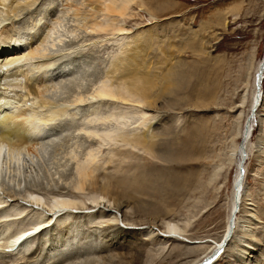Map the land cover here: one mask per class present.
Masks as SVG:
<instances>
[{
	"label": "rangeland",
	"instance_id": "1",
	"mask_svg": "<svg viewBox=\"0 0 264 264\" xmlns=\"http://www.w3.org/2000/svg\"><path fill=\"white\" fill-rule=\"evenodd\" d=\"M136 1L142 2L144 9L133 3L126 17L108 16L107 12L97 17L105 25H125L130 31L124 34L112 29L113 25L98 32L90 28L93 18L86 0H41L16 18L13 41L21 40L27 50L42 47L46 55L55 58L52 68L48 67L54 68L47 75L51 81L45 78L42 83L49 87L42 89L49 98L68 107V113L49 121L51 124L41 122L46 130L42 139L33 136L36 141L30 151L22 148L15 154L7 146L2 150L0 264H53L60 258L57 264H193L220 241L233 208L239 215L238 227L248 224L246 234L260 243L253 254L255 264L264 262V101L259 116H254L255 112L251 116L254 132L246 140L242 169V191L253 204L255 216L249 219L246 209L240 215L241 206L234 207L239 161V154H235L251 113L258 63L264 59V0ZM78 9L86 11L87 16L78 15ZM48 10L49 16L42 17ZM135 37L147 42L145 62L151 65L148 69L152 74L162 77L169 70L167 59L175 57L172 71L180 73L175 93L151 97L150 105L140 102L137 96L128 102L119 98L93 99L102 84L113 90L121 84L113 78L111 68L121 54L133 48ZM44 70L36 69L32 76L42 78ZM71 76H80L81 81L64 88ZM59 80H64L61 85ZM4 82L0 81V95L6 90L5 95L15 102L18 93H25V77L19 76L10 85ZM114 112L123 113L119 120L125 119V132L113 140L111 133V140L104 144V132L116 123L114 118H108ZM144 132L149 137L159 136L154 138L159 143L156 151L134 144L133 139ZM159 149L161 154L157 155ZM86 162L92 176L99 179L101 188L97 191L93 187L84 191L76 188L79 166ZM156 181L166 187L164 192L151 188ZM105 185L112 186L113 194L127 197L129 206L121 212L113 211L120 225L127 226L123 221L126 213L141 223L158 218L156 225L129 226L135 229L133 236L121 245L108 246L102 231L110 217L100 216L98 208L86 209L93 200H101L99 195L110 199L102 194ZM144 189L157 196H143L140 191ZM30 197H37L40 205L32 204ZM63 200L71 201L73 208L59 209V214H55L56 209L54 214L50 212L54 204ZM101 208H105L104 204ZM52 215L57 216L51 224L36 228L41 223L44 226L43 222ZM165 221L181 226L185 236L179 235L180 240L173 242L163 240L176 237H165ZM25 230L30 232L27 241L10 248L11 237ZM139 236L155 237L154 244H142ZM225 251L223 247L212 262L242 263L231 260Z\"/></svg>",
	"mask_w": 264,
	"mask_h": 264
},
{
	"label": "bare ground",
	"instance_id": "2",
	"mask_svg": "<svg viewBox=\"0 0 264 264\" xmlns=\"http://www.w3.org/2000/svg\"><path fill=\"white\" fill-rule=\"evenodd\" d=\"M40 1L41 0H0V32H2L1 35H3V37L1 36L2 39L0 37V39H1L0 40V81H5L8 83V85H10V84H12V82L17 81L19 76L25 77L24 86L22 85L24 87L23 89L25 90L24 91L25 93L24 94L18 93V98L19 97L20 98L19 99L15 98V102L12 101L14 98L10 97L9 95L8 96L5 95L6 90L4 91V89H5V87L6 88L8 87L7 83H6L7 86L5 85V87H3L4 94L1 92V95H0V156L2 154L3 148L6 146L10 149V151H12L11 153H15V154H17L18 152H21L20 150H22V148H28V150L30 151L35 146L34 144H35L36 140L34 141L33 136H35L36 137L35 139H37V140L42 139V135L44 133V130H46V129H44V127L42 128L41 122H44L46 124L49 121L54 122V120H56L57 118H60V116L64 115L68 110V107H66L65 105L59 104V103L55 102L56 101L55 99H54L55 100L54 101L52 98H49L47 95H45V93L42 89V87H44V86L47 87V85H42V83H45L44 82L45 78L48 79L47 75H50V74H48L49 70L54 69V68L48 69V67H51V65L54 63L55 58L50 57L49 54L46 55L45 51L43 49H41L42 47L41 48H39V47L33 48L31 46V48L29 50H27V49H23V46H22L23 43L20 42L21 40L18 41L16 39V41H13L14 40V38H13L14 24H15L16 18L25 9H29V11H30V8L35 6L36 4L40 3ZM108 1L109 2H105V1L103 2L102 0H86V4H85L86 8H89V11H91V17L93 18L90 21L91 22L90 28H92L93 30H95L97 32L100 30L104 31V30H106V27L108 28V27L113 25V23H112V25L110 24V26H109V24L105 25L104 23L99 22L100 20L97 21V17L100 16L101 13H103V12L104 13L107 12V14H109L108 16H110V14H111V15H115L118 17H122V16L126 17V15H128V11L130 10L131 5L133 3H136L138 5V7L144 9V7H143L144 4L142 2H137L136 0H108ZM43 2H44V0H43ZM48 13H50L49 10L44 12L43 13L44 16H42V17H46V15L49 16ZM86 13H87L86 11H81V9H78V15L87 16ZM151 16L154 17V15H151ZM113 19H117V17L113 18ZM88 23H89V21H88ZM112 29L117 30L121 34L129 33L128 31H130L129 29H127L125 27V25L119 26V27H114V25H113ZM103 31H101V32H103ZM37 32L34 33L33 35H31V37H30L31 40L37 36L36 35ZM140 38L135 37L132 39L131 44L132 43L134 44L133 48L130 50H127L126 53L121 54L114 61L113 68H111V73L113 74V78L116 80V82L121 81L120 83L122 85L118 84V86H117L118 89H117V87L116 88L114 87L115 89L113 90L110 87H107L108 85L105 86V83H104V85L102 84V86L99 89H97L98 90L97 94L95 97L94 96L92 97L93 99L94 98L95 99L96 98H100V99H103V98L104 99L105 98L118 99L119 98V99H122L125 101H127V100L129 101V100H131V98L134 99V97L137 96L139 101L141 100V101H143V103L144 102L146 104L149 103V105H150V103L152 102V101H150L151 97H156V96H160V95H173L175 93L176 88H178L180 85V82L178 79V77H180V75L178 76V74H180V73H178L177 69H174L172 71V64L176 63L175 57H172V55L169 58L167 57L168 58L167 60L170 62L169 70H166V72H163L162 77H159L156 74H152V70L148 69L149 66H151V65L149 64V66H148L147 63L145 62L146 61L145 60V55H146L145 53L148 49V47L146 45L147 42L144 41V38H142V39H140ZM43 40H44V38H43ZM24 41H26V40H24ZM18 50H20V51H18ZM80 55H79V57H80ZM75 56H76V54H75ZM66 60H67V58H66ZM24 66L25 67L29 66V68H27V70H26V69H24L25 68ZM36 69H39V71L42 69L43 70L45 69L44 72L42 73L43 74L42 78L32 76V72L35 71ZM85 76H86V74H85ZM81 77H82V75H81ZM48 80L51 81L50 79H48ZM77 80L81 81L80 76H73L70 80L68 79V84H64L63 87L68 88L70 85L77 83ZM59 81H62V80H59ZM63 81L59 82V84L63 83ZM15 83H13V84H15ZM48 84H51V83H48ZM158 84H160L161 86L159 85L158 91H156L157 93L156 92L154 93L153 90L157 88L156 86ZM112 86H114V85H112ZM1 88L2 87H0V89ZM254 88H255V92H254V97H253V101H252L251 109H250L251 113L249 114L250 116L248 115L249 117L247 119L245 131L242 133L243 134V136H242L243 141L239 145V147L237 148V151L235 154V155L239 154L238 155L239 161L237 163L238 172H237L236 180L234 183V186H235L234 207H236L237 204L240 205L241 206L240 215L243 212V210L246 209V217H248V218L250 217L252 219L255 216L252 213L254 210L251 208V205H253V204L249 203L243 194L244 183H243L242 169L245 167L244 162H245L246 153H247L246 140L254 132V128L252 125L253 121H252L251 116L254 112H255L254 116L255 115H256V117L259 116V113H258L259 107L261 106L262 102L264 101V59L263 58L258 63V67L256 70L255 79H254ZM6 92H8V91H6ZM17 99H18V101L16 102ZM31 100H33L32 104L29 103ZM134 101H135V99H134ZM14 103L16 104V107L14 106ZM17 104H19V107H17ZM20 104L21 105L23 104L22 107ZM33 104H36L35 107H33ZM74 106H76V105H74ZM151 106H152V104H151ZM23 107H25V108H23ZM148 108H149V106H148ZM122 116H123V113H121V112H114V113H112V114L110 113L108 115V118H110V119L114 118L116 120V123L112 124V127L114 129H112V127H111L110 130L108 129L109 131L104 132V134L102 136V141L104 142V144L108 140H111L110 137L112 134H114V136H115V137H113V135H112V140H113V138L118 137V135L120 136V134H118V133L124 134V132H125L124 127H125L126 121H125V119L119 120ZM55 122H57V121H55ZM62 123H64V122H62ZM68 124H69V122H68ZM53 125L54 124L52 123V127H54ZM60 125H62V124H60ZM115 134H117V136ZM148 135L149 134L147 132H144L142 135L136 136L133 139V142H134V144L141 146L142 148H145L148 151H156L159 143L154 138L157 137V134L151 135V137H149ZM32 137H33V140L31 139ZM126 139H127V137H126ZM133 142H131V143H133ZM121 153H123V152L121 151ZM156 154L157 155L161 154V150L160 149L157 150ZM86 164H87V162L85 164L82 163V165L79 166L80 172L79 171L78 172L80 174V181H79L76 188H78V190L80 189V190L84 191L88 188L93 187V190L97 191L99 188H101L100 183L98 181L99 179L97 180L96 179L97 177L95 178L92 176L93 171H91L92 170L91 168L89 170L88 164L87 165ZM0 174H1V171H0ZM105 186L106 187H103L105 191L102 194L109 197L110 201L109 200L107 201L105 199V197L99 195V198L101 200H98V199L93 200V202H91L90 206L86 207V209L91 210V208H95V209L98 208V211H100V212L102 211L100 213V216L110 217L108 222L105 223V226H104L105 230L102 231L103 237L106 239L108 246H113V247L115 246L116 247V245H119L123 240H127L130 236H133V233H135V231H134L135 229L131 228L129 226H138L139 227V226H144V225L149 224V225H151L150 227H152V226L156 225L155 222L158 219L156 217H155L156 219H154V221L149 220V221H146L144 223H141L138 220H135L136 218L135 219L130 218L127 215L128 213H126V217H125V219H123L124 223L127 226L124 227V226L120 225V223H119L120 218L118 217L117 214H114L113 211L121 212V210H123L125 207H128L129 204L126 201L127 197L124 198L119 194L117 196V195L113 194V188L111 185H105ZM151 188L157 193L164 192V190L166 189V187L160 181H158V182L156 181V183H154L153 187H151ZM140 193L145 197L146 196L147 197L148 196L149 197H156L157 196L156 193H153V192H151L149 190H145V189L141 190ZM30 198L33 201L32 204L40 205L41 201L37 197H34V198L30 197ZM59 201H58V203H60L59 205L54 204V206L50 208V212L52 211L53 214H54L53 211L55 209H56V211L58 210L57 211L58 213L55 212V214H59V212H61L63 209H68L71 207L73 208V206H74V204L71 201H70L71 203L69 201L66 202V200H63L65 202H62V201L59 202ZM106 201L110 203V205L108 207L105 204ZM16 202H19V200H16ZM137 202L139 203V201H137ZM56 203H57V201H56ZM102 204H104V207L106 208V210H105V208H103V209L101 208ZM59 209H61V211ZM78 209L82 210L85 208L84 207H80V208L78 207ZM91 212H95V211L92 210ZM68 215L71 216L72 214H68ZM52 216L53 217H48V218L45 217L46 220L43 222L45 225L43 226V224L41 223L36 228L42 227L41 229H43V227L44 228H45V226L47 227L49 224H51V222L53 221V219H55V217L57 215H55V216L52 215ZM61 216H63V215L61 214ZM233 216H235L234 222L232 221ZM238 216H237V213L235 212V209L233 208L231 213H230L229 219H228L227 229L225 230V233L223 234L220 241H218V243H216V246L213 248V250L209 254H204L205 256L202 259H199V260L196 259L197 261L194 260L195 262L193 264H216L217 262H215V263L212 262L213 256H215L217 254L220 255V252L223 250V247H226L225 253H227L230 256L231 260H234V261L240 260L242 262L241 264H255L256 257L253 254H255L258 251L260 243L257 240H254L253 237H251V235L246 234V232H248V230H249L248 224H245L244 226L243 225L240 226L241 228L238 227V222H237ZM59 217L60 216H58L56 219H58ZM89 218H95V217L90 215ZM238 220H241V219H238ZM163 225H165V226H164V231H162V232H164V234L166 235L165 237L170 236L173 238L176 236L173 239H166V238L163 239L166 242H170L172 240L177 241L176 239L180 240L179 235L185 236V234L183 232L184 230H182L180 228L181 226L179 227L175 224H172L170 221H165V223ZM163 225H161V226H163ZM36 228H34V229H36ZM236 228H238V230ZM167 233H170L171 235H168ZM16 234L17 233H15V235ZM29 234H30V232L25 230V232H21V233L17 234L16 236L14 235L15 237H11V238H13V240L10 241L11 242L10 248L16 247L17 244H18V247L21 246L22 244H24L27 241V239L29 238L27 236ZM146 234H151V232L146 231ZM150 236L152 237V235H150ZM157 236L159 237V235H157ZM157 236H156V238H157ZM141 237L138 239L143 240L142 244L143 243L145 244L147 242L149 244H154V238L155 237L152 239L150 237L149 238H145V237L141 238ZM123 242H122V244H123ZM223 244H224V246H223ZM261 246H262V243H261ZM117 248H118V246H117ZM173 251H175V249H173ZM178 251L176 249V252H178ZM248 253H249V255H248ZM123 255L126 257L129 256L128 253H123ZM262 255L263 254H261V256ZM60 259H58L57 261H54V263L57 264V262ZM113 260H114V258H113ZM262 264H264V262H262Z\"/></svg>",
	"mask_w": 264,
	"mask_h": 264
}]
</instances>
